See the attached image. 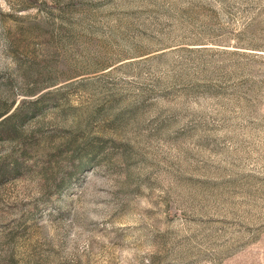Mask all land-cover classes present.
<instances>
[{"label": "rangeland", "instance_id": "obj_1", "mask_svg": "<svg viewBox=\"0 0 264 264\" xmlns=\"http://www.w3.org/2000/svg\"><path fill=\"white\" fill-rule=\"evenodd\" d=\"M0 264H264V0H0Z\"/></svg>", "mask_w": 264, "mask_h": 264}, {"label": "trees", "instance_id": "obj_2", "mask_svg": "<svg viewBox=\"0 0 264 264\" xmlns=\"http://www.w3.org/2000/svg\"><path fill=\"white\" fill-rule=\"evenodd\" d=\"M12 127H13V125H11ZM12 129H14V128H12ZM15 130V129H14Z\"/></svg>", "mask_w": 264, "mask_h": 264}]
</instances>
